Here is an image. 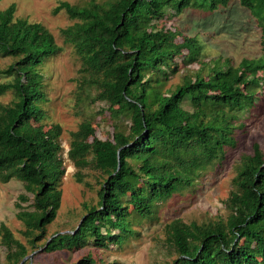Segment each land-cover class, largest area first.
Returning <instances> with one entry per match:
<instances>
[{"label":"trees","instance_id":"16d2710c","mask_svg":"<svg viewBox=\"0 0 264 264\" xmlns=\"http://www.w3.org/2000/svg\"><path fill=\"white\" fill-rule=\"evenodd\" d=\"M229 2L88 0L78 6L61 1L53 9L75 20L60 29L63 41L81 59L82 85L96 89L93 101L104 103L98 112L108 113L113 131L98 138L87 120L70 132L66 155L77 169L76 180L82 182V168L96 169L98 200L96 205L84 204L85 213L74 228L53 233L42 245L38 243L60 207L65 167L61 126L35 123L46 116L39 66L60 47L41 23L15 17L14 3L0 10V56L12 59L0 69L11 77L0 82V96L8 91L13 95L10 102L0 103V182L19 180L32 196L28 207L17 213L26 244L0 226L5 264H19L31 253L28 247L54 252L90 243L122 246L138 233L136 225L155 216L158 203L192 187L222 161L225 146L234 144L237 111L254 103L249 85L263 78L264 56L242 58L237 66L216 58L206 75L198 69L191 82L162 92L153 84V72L164 75L166 60L182 55L183 49L184 56L198 53L200 45L192 37L176 42L178 32L154 20L190 6L213 13ZM238 3L254 18L264 54V0ZM185 98L192 110L182 106ZM233 184L225 220L198 224L174 219L167 224V240L177 254L172 264H264V156L258 144L252 154L242 156ZM19 198L28 200L25 194ZM75 264L97 262L86 254Z\"/></svg>","mask_w":264,"mask_h":264},{"label":"rangeland","instance_id":"374dc122","mask_svg":"<svg viewBox=\"0 0 264 264\" xmlns=\"http://www.w3.org/2000/svg\"><path fill=\"white\" fill-rule=\"evenodd\" d=\"M61 1L80 6L88 0H0V10L14 3L15 17L41 23L52 33L60 47L57 54L39 66L47 97V101L42 103L46 116L41 122L35 123H41L45 128L52 124L61 126L60 143L65 167L60 186V207L56 218L47 225L46 236L39 245L55 232H68L74 228L85 213L84 204L96 205L98 200L100 182L96 169L91 165L82 168V182L76 180L77 169L66 155L70 132L77 130L87 120L95 128L98 138L110 137L113 131L108 113L98 112L104 103L93 101L96 89L82 85L81 59L75 54L72 45L63 41L60 29L75 20L69 18L64 10L53 12ZM154 23L159 27L165 25L175 29L179 34L175 38L176 42L182 41L184 37H192L200 45L198 53L184 56L187 51L183 49L182 55L166 60L162 64L164 75L162 72H153V84L162 92L183 82H191L198 69H202L201 74L206 75L216 58L229 60V64L237 66L242 58L264 56L259 43V28L250 12L241 7L238 0H230L226 8L213 13L191 6L178 14L168 10ZM11 61L10 57L0 56V69L6 68ZM256 74L261 76L262 71ZM10 78L0 74V82ZM155 79L158 81L155 82ZM249 91L254 97V103L237 111V118L233 120L237 125L232 130L234 144L225 146L222 161L204 171L192 187L158 203L155 216L136 225L138 233L134 237L122 246L109 244L103 248L93 243L82 248L54 252L28 247L33 255L26 260L32 264H75L82 256L91 254L97 264H172L177 254L167 240V224L174 219L198 224L219 218L225 220L229 214L225 201L230 191L235 189L233 178L242 156L252 154L254 144H258L264 156V76L257 85H249ZM12 99L13 95L8 91L0 96V103L5 104ZM181 104L185 109L192 110L189 98H185ZM22 194L28 197L27 201L19 198ZM31 202L32 196L24 191L21 181L11 179L5 183L0 182V226L6 225L14 237L25 244L26 236L22 234L24 224L17 218V213ZM6 254L7 248L0 238V264H5Z\"/></svg>","mask_w":264,"mask_h":264},{"label":"water","instance_id":"95a60500","mask_svg":"<svg viewBox=\"0 0 264 264\" xmlns=\"http://www.w3.org/2000/svg\"><path fill=\"white\" fill-rule=\"evenodd\" d=\"M32 255H33V253H30V254L26 255L25 257H23L19 264H22L23 261H25L27 258L31 259Z\"/></svg>","mask_w":264,"mask_h":264}]
</instances>
